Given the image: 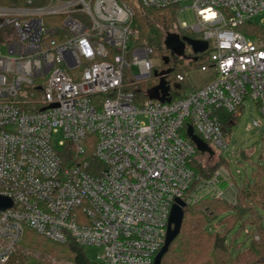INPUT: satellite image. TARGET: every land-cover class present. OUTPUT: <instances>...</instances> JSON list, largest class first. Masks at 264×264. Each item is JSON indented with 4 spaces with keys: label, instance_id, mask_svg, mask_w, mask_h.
<instances>
[{
    "label": "built area",
    "instance_id": "2783aa9c",
    "mask_svg": "<svg viewBox=\"0 0 264 264\" xmlns=\"http://www.w3.org/2000/svg\"><path fill=\"white\" fill-rule=\"evenodd\" d=\"M36 1L0 7V196L12 203L0 211V264H11L25 228L56 244L98 248L95 264H153L177 200L237 203L228 168L203 178L189 167L197 150L183 133L191 126L220 153L228 144L220 112L239 116L251 101L264 118V40L237 30L264 14V0ZM183 3L196 22L177 28L208 44L209 63L199 69L214 79L174 100L169 93L168 103L138 99L137 85L156 70L150 48L130 46L134 13ZM49 17L62 19L47 24ZM30 90L40 110L22 108ZM90 137L102 165L93 172L82 158Z\"/></svg>",
    "mask_w": 264,
    "mask_h": 264
},
{
    "label": "trees",
    "instance_id": "16d2710c",
    "mask_svg": "<svg viewBox=\"0 0 264 264\" xmlns=\"http://www.w3.org/2000/svg\"><path fill=\"white\" fill-rule=\"evenodd\" d=\"M45 2L46 0H37L35 6L43 5ZM23 6H25V0H0V7L21 8ZM176 9L177 7L137 9L134 13L133 27L138 35L136 39L130 41L131 47L150 48L153 53H157L161 57L162 66L157 72L170 71L164 79L169 86L171 100L181 97L179 92L186 87L184 85L186 80L182 82L176 81V75L183 74L179 66L185 59L171 55V52L165 48L164 41L169 33L191 38L177 28L175 23ZM61 19L60 17H49L45 18L44 21L47 24H56ZM243 28H246L244 32H242ZM237 30L251 39L264 40V30H258L251 24L240 26ZM164 57L168 58L167 64L162 61ZM198 61L199 58L197 61L186 60L189 67L195 66L194 63ZM158 83L159 77L155 76L150 78L148 82L139 83L137 85L139 91L137 98L143 101L148 100L147 91L154 88ZM22 108L25 111L40 110L42 105H40L39 92L30 90ZM237 116L236 113L220 112L225 139H227V133L236 124ZM183 137L188 138L185 132ZM87 143L88 148L82 158L88 163L89 170H92V172L93 170H100L102 165L92 157L94 137H90ZM198 152L188 162L189 167L197 176L209 178L219 167L228 168L226 162L214 153L215 157L218 158V163L214 167L204 170L197 162L196 155ZM214 155L209 156L210 159ZM60 156L65 163L68 162L70 157L65 154ZM254 179L253 185H246L242 182L241 187L233 180L238 189L237 203L235 205L203 199L194 205L185 207L179 235L171 243L161 264H264V226L262 225V218L257 211L258 208L264 211V164L258 167ZM226 213L231 216L227 220L222 221L224 229L218 233H210L208 226ZM235 224H240V228H243L246 224L251 225L256 230L254 235L259 237L258 241L252 239L249 248L237 256L232 255L227 244L228 233ZM20 245L33 253L63 259L72 264H91L86 258L84 249L73 241L70 240L64 245L56 244L38 236L29 228L24 229ZM14 260H16V257L11 259V264ZM31 264L41 263L32 261Z\"/></svg>",
    "mask_w": 264,
    "mask_h": 264
},
{
    "label": "rangeland",
    "instance_id": "374dc122",
    "mask_svg": "<svg viewBox=\"0 0 264 264\" xmlns=\"http://www.w3.org/2000/svg\"><path fill=\"white\" fill-rule=\"evenodd\" d=\"M195 15L189 5L186 3L181 4L180 9H176L175 23L180 26L185 25L191 27L195 24ZM250 24L258 30H264V14L253 17L250 20ZM246 28L242 29L244 32ZM191 38H198L197 35L190 32H185ZM191 48L186 47L185 56L190 55ZM210 50H206L204 53L199 54L198 62H195V66L189 67L186 60L180 63L181 72L186 75V86L184 90L180 91V95L183 96L193 89L203 87L214 79L212 71L201 72L199 69L200 64L209 63ZM152 64L154 69L158 71L161 69V57L157 53L152 55ZM182 64V65H181ZM133 72L136 73V69L133 68ZM149 80H147L148 82ZM146 82V81H143ZM177 97V96H175ZM240 115L236 118V124L231 128V131L227 133V150L215 153L219 155L228 166L231 176L236 181L237 185L241 187V180L247 185L254 184V175L257 172L259 166L264 164V118L259 114L255 108V104L251 101L245 102V108L240 109ZM258 121L261 123V127L254 128L252 121ZM52 143L57 151H61L62 147L59 145L61 141L60 133L52 135ZM208 158L206 155H201L199 152L196 155L197 162L203 167L204 170L214 167L218 163L217 157ZM239 172V174H238ZM258 214L262 218V225L264 226V211L260 208L257 209ZM231 215L229 213L223 214L218 217L213 223L208 226L210 233H218L224 229L222 225L223 220H227ZM240 224H235L231 227L228 236L227 244L230 247L233 256L247 250L252 242L253 235L256 233L254 227L246 224L243 228H240ZM87 260L91 264L98 263L100 260L101 250L98 248L85 247L83 248ZM16 260L12 264H31L32 261L40 262L41 264H69L68 261L63 259H57L48 255H41L39 253H33L19 244L17 253L14 254Z\"/></svg>",
    "mask_w": 264,
    "mask_h": 264
},
{
    "label": "water",
    "instance_id": "95a60500",
    "mask_svg": "<svg viewBox=\"0 0 264 264\" xmlns=\"http://www.w3.org/2000/svg\"><path fill=\"white\" fill-rule=\"evenodd\" d=\"M164 46L167 50L171 52V55L180 58L185 57V49L187 46L191 48L192 53L194 55L202 54L208 48V44L206 42L198 41L188 37H180L179 35L173 33L167 34L164 41ZM196 60L197 59L194 58V61ZM162 61L167 64L168 58L164 57ZM169 73V70L162 71L160 73H158L157 71L154 72V76L159 77V83L154 88L147 91V97L149 100H156L161 103L170 102V98L168 97L169 86L167 85L164 79L165 76ZM186 133L190 141L194 144L197 151L202 154H207L210 157L214 155V152L208 147V145L205 144L199 137L194 134V130L191 126H188ZM11 206L12 203L8 198L0 196V211L9 209ZM185 207V203L181 200H177L176 204L173 205L169 217L164 244L158 254L155 256L153 264H161L162 259L167 253L171 243L179 235L184 217Z\"/></svg>",
    "mask_w": 264,
    "mask_h": 264
}]
</instances>
